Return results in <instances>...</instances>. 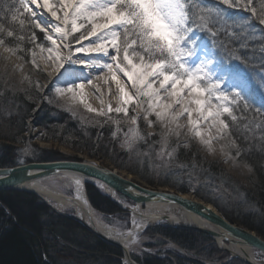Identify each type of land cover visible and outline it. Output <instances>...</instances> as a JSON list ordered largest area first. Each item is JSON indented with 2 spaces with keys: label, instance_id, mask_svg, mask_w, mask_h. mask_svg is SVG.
<instances>
[{
  "label": "snow or ice",
  "instance_id": "obj_1",
  "mask_svg": "<svg viewBox=\"0 0 264 264\" xmlns=\"http://www.w3.org/2000/svg\"><path fill=\"white\" fill-rule=\"evenodd\" d=\"M57 3L59 7L50 4L49 0H19L18 5L9 7L12 12L11 21H18L21 31L26 27L33 30L30 41H35V30L39 29L44 33L46 42H51V47L46 49L49 53L46 59L53 62L58 73L55 82L66 85L56 88L57 94H71L73 100L80 95L83 103L85 80L95 91L100 89L93 85L92 79L82 76L74 65L94 70L106 69L112 72V79L116 81L121 93V104L115 111L127 116L131 111L129 104L133 102V95L125 92L113 72L112 64L103 62L111 56L116 70L131 81L133 94L139 99L144 120L148 125L162 129L158 134L163 138L165 146L171 136L179 138L183 134L181 129L184 125L179 123L183 116H187L188 131L200 138V143L206 147L212 140H220L229 135L230 126L226 120H237L233 114L234 109L241 112L254 111L264 117V91L259 92V107L253 108L256 100L251 84L240 80L239 83L232 82L227 88H222L227 80L235 81L240 78L231 72L223 60L214 62L207 54L200 56L198 52V48L203 47L195 38L198 31H208L215 38L219 35V25H224V31L228 27L225 24L227 13L221 7L208 6L210 0H196L195 3L193 0H106V3H97L96 0H57ZM216 3L229 9L250 11L258 25L264 26V0H259L258 7H253L255 0H216ZM45 9L53 20L44 15ZM101 16L104 17V23H96ZM214 26L217 27L215 31ZM113 27L121 31H113ZM238 27L242 31H251L250 25L246 23H240ZM5 32L8 38L15 37L14 30H6L5 25L0 23V36ZM260 32L264 34V28ZM73 33H78L79 39ZM57 35L67 42L57 44L53 38ZM89 37L93 39L88 40ZM24 39L23 36L18 37L16 46L8 47L5 51L9 54L23 51L19 47V41ZM261 39L264 40V35ZM73 40L76 41L75 45L71 43ZM85 40L88 43L81 46V41ZM10 42L0 38V45ZM36 47L41 52L45 51L39 44ZM61 47L67 49V52H62ZM261 52L264 53V47ZM91 54H95L97 58H92ZM35 56L36 52L33 51V61ZM228 58L241 59L231 52L228 53ZM261 67L264 68V63ZM104 83H108L107 77L104 78ZM153 84H158V87L154 88ZM257 88L264 89V74H260ZM197 92L203 93V98L195 95ZM188 103L196 105L195 111L199 114V119H193V109L188 107ZM209 104L212 107H208ZM88 110L96 111L90 105ZM108 111H112L111 106ZM150 116L155 117V123L149 119ZM137 121L138 114H132L131 125H136ZM201 121L208 124L207 139L199 128ZM251 123H256L255 115ZM257 127L264 132V119ZM213 129L216 130L214 135ZM129 132L130 139L142 138L135 127H130ZM260 139L264 141V136ZM229 147L236 145L233 142ZM168 155L171 157L173 153L169 152ZM236 155H240L238 147Z\"/></svg>",
  "mask_w": 264,
  "mask_h": 264
},
{
  "label": "rangeland",
  "instance_id": "obj_2",
  "mask_svg": "<svg viewBox=\"0 0 264 264\" xmlns=\"http://www.w3.org/2000/svg\"><path fill=\"white\" fill-rule=\"evenodd\" d=\"M0 3L4 4V1L0 0ZM49 3L56 7H59L57 0H49ZM215 4L217 5V3ZM0 7H3L2 9L5 12L9 10V8L4 7L2 5ZM44 15L50 20L54 19L51 17V14L45 10H44ZM8 19L6 17V20ZM11 22H12L11 20H8L7 23L11 24ZM80 23L86 24V22L84 21H80ZM240 23H246V22L245 21L237 22V27L235 28H239L238 25ZM30 30L32 32V29ZM49 30H51V26H49ZM113 31H121V30L119 28L113 27ZM35 33H36L35 41L34 42L31 41L29 43L31 45H28L31 46V51L28 53V57L30 56L28 61L22 60L17 55V53L9 54L7 51H5V49L8 48L9 46L0 45V136L3 137L5 135L8 134L12 135L14 133L13 129H8V127L9 125H12V127H14L13 125L16 126L19 123V117H17V115H19L21 109L19 107L20 105L18 104V102L24 98H27V100L30 102L31 101L36 102L35 101V96H36L39 98L37 106L39 102L40 103L44 102L46 106H49V108H51L52 110H58L60 112H63L66 116H68L70 122H72L71 126L73 131L76 133L79 132L81 134L80 135L81 140L89 138V134L86 133V128H93V125L96 124L95 121L97 120V118H102V120L106 124H110V126H112V129L116 130L118 134V138L120 139L118 143V148L119 150L123 151L126 154V156H128L126 157L127 160L126 162L129 161L132 162V164L136 169L139 168L138 172L147 175L153 181H159L164 179V180H169L170 182L175 183L176 185L179 184V186L188 187L190 191L186 193H189L187 195H192V196H193L192 193L193 190H200V191L203 190L205 194H207L209 197L213 199L218 200L226 208L231 207L232 204L233 205L236 204L241 209H243L244 212L249 210L250 202L248 200H244L237 193L235 195V192L231 189H225L227 186L231 185V182H233L234 185L236 183L238 184V186H242L246 190H250L252 187L251 184L252 169L246 163H243L242 161L239 160V157L236 155V147H231V148L229 147V145L233 144L234 142V140L229 135L220 140H215V139L212 140L211 144L206 147L205 145L200 143V138L196 137L193 133L188 131L189 126L186 121L187 117H185L186 118L185 120L181 118L179 121L180 124L184 125V127L181 129V132L183 134L179 138L175 135L171 136L169 138L167 146H165L163 138L161 137V135L158 134V139L155 140L156 142H154V144L152 145L150 144L148 147L141 149L140 147H143V145L141 146L140 144L141 140L130 139L131 137V133L129 132L130 127H135L139 130V126L141 124L140 122H143L144 124H146L147 126L146 131L149 133H153V132L160 133L162 129L159 126H150L144 120L143 118L144 114L141 109L139 100L133 99V102L129 104V108L131 111L127 116H125L124 113H117L115 111V109L118 107V105L120 106V104L116 105L114 102L112 103L109 102L105 106L93 108L96 111H89L88 106L84 102L82 103L75 101V99L73 100L71 98V94H67V93L57 94L56 88L66 87V85L59 82H55L56 70L52 68L50 63L51 61L46 59V57L49 55L46 49L51 47V42H46L44 33L41 32L39 29H36ZM73 35H76L77 39H79L78 33H73ZM53 38L57 41V44L59 45H62L63 43L67 42V41H62L59 35L54 36ZM195 38L198 40V44L203 46L201 48H198V52L200 53V56H204L205 54H207L208 58L212 59L214 62L223 60L217 57V53L212 48L210 43L207 42L206 38L202 33V30L197 32ZM108 39H111V37H108ZM71 43L74 45L76 41L73 40L71 41ZM37 44L41 45L45 49V51L41 52L40 48L36 47ZM33 51L36 52L34 61L32 57ZM231 53L233 54V52ZM113 54L115 53L113 52ZM107 58H108L107 60L108 63H111L112 66L116 68L115 62L111 61V56ZM225 59L229 60L228 63L224 62V60L223 62L227 65L229 69H231V72L234 73L236 76H238L240 79L235 81L227 80L225 84H222V88H227L228 84L232 82L239 83L240 80L250 83L256 100L255 108L259 107V99H260L259 92L264 91V89H258L257 85L260 82V74H264V68L247 67L244 64H242L239 60L229 59L228 57H225ZM213 70L215 71V63L213 65ZM115 75L116 77H119L121 81L125 84L124 75L122 72H120V74H115ZM200 94L203 97V93ZM212 103L214 104L215 101H213ZM109 106H111L112 109L111 112L108 111ZM145 107H147V105ZM208 107H212V104H209ZM23 111L25 112L23 113ZM23 111L21 112V115L26 113L25 108ZM132 114H138V121L136 125H131L130 117ZM53 116H56V114L54 115L51 112L50 117ZM193 118L194 120L199 119V116L198 115L195 117L193 116ZM149 119L153 120V122L155 123L154 116H150ZM35 122H37V119L35 116L32 115L25 122L26 123L25 131L21 135L16 137L17 140L15 142L9 143L5 141L6 143L10 144L13 147L15 154L17 156L16 157L17 165L30 163V162L47 161L44 160L46 158L45 152L49 150L52 151L56 150L57 152L65 154L66 156L75 155L79 159L81 157L92 158L89 157L85 152L77 151L75 148L71 147L69 143H65L67 141H63L61 143L60 141H54L52 139H49L48 137L49 135L46 134L43 128L34 125ZM76 128L79 129L76 130ZM199 128L200 130L202 128L207 129L206 123L201 121ZM204 131L205 129L202 132ZM215 131H216L215 129L212 130L213 135L215 134ZM174 142H179L181 144L187 145L191 149L193 154H197L199 156L201 166L203 167L205 165L207 166L210 164V162L217 164L218 171L222 173L223 178L220 177L218 179H214L215 178L214 175H209L210 177L207 175L205 176V174H203L201 170L204 171L205 169H207L206 167L205 169H202L199 166L196 168H192L191 165L189 164L175 165L172 158L169 157L168 155V153L171 152L170 144ZM234 144L236 145L235 142ZM76 145L80 146L77 143ZM222 146H223V150H222ZM93 159L100 160L103 164L108 165L110 167L111 166L115 167L120 173H122L123 176H126L129 179L139 181L144 185H149L146 181L139 178L137 174L129 172L127 169L116 167L110 160L106 158L98 156ZM207 173L209 174V172ZM40 180L42 185L50 188V190L53 192L60 193L62 195L73 196V181L67 176L54 175V176L44 177ZM224 181L225 182L227 181L228 183L227 182L225 183ZM81 182L86 197H87V193L85 189L86 183H93L98 185L101 188V189L99 188L101 193H103L106 197H108V195L105 194V190L97 182L94 181L92 182L81 181ZM158 187H164V186H158ZM116 196L124 205L130 207L134 206V203L129 199L119 194H117ZM108 198L110 199V197ZM247 198L249 199V196ZM110 200L114 202L112 199ZM49 207L53 209L50 205ZM55 207L56 206L54 205V209H56ZM139 207L141 211L144 209V206H139ZM54 209L53 211L55 213L78 221L81 224V226H83L86 230H88L92 235L99 238L96 234H94L90 229L84 226L75 217L73 218L69 216L75 214L72 207H66L61 210L56 209V211ZM120 209L121 211L124 212L114 213L112 215L110 214L104 215L103 213H101L96 209L95 211L98 217L104 222L105 225L113 228L117 232L127 233L132 224V216L130 212L125 211L122 208ZM58 211H60V213ZM61 212L63 214H61ZM157 226H168L171 228H179V227H172L169 225H165L163 222H157V223H153L152 225H148L144 227L142 230H139L135 234L134 242L129 246V250H128V255L134 264H140L139 262L140 258H144V257L153 258V259L156 258L162 259L164 261V264H178V262H180L179 259L183 257L188 258L189 260H193V258L200 260L203 262L200 264H227L233 260H235V262L238 261L240 264H246L239 258H234V257L230 258L229 252H227L225 249L219 248L216 241L213 240L212 238L211 239L213 240L214 243L210 244V248L211 246H214V248L216 249L214 255L210 254L209 256H206L208 258L202 260L198 256H196V251H188L186 250V248L177 245L176 243L170 241L169 239H166L155 232L149 231V228H155ZM182 229H187V228H182ZM80 233L81 231H75V232L67 231L66 233H63L62 238L64 240H62L61 242L58 241L50 242L53 244L54 249H50L48 254L49 259L47 260V262L49 264H110L113 261V259H115L114 256H112L111 259L109 258L103 259L101 258V256H97L96 253L90 251L91 249H93V247H91L89 243L90 239L89 240L87 238L84 239V237L80 238L81 237L79 236ZM257 253H258L257 251L253 250L252 255L254 257H257L259 256V253L258 254ZM121 254L122 256L120 258V263L129 264L125 261L122 251ZM175 257H178L179 261ZM44 258L47 259L46 256ZM170 258L172 259L170 260ZM165 260H167V262H165Z\"/></svg>",
  "mask_w": 264,
  "mask_h": 264
},
{
  "label": "trees",
  "instance_id": "obj_3",
  "mask_svg": "<svg viewBox=\"0 0 264 264\" xmlns=\"http://www.w3.org/2000/svg\"><path fill=\"white\" fill-rule=\"evenodd\" d=\"M4 4L0 3V6L9 8L10 6L18 5V0H3ZM18 1V2H17ZM195 3L196 0H193ZM216 1L210 0L208 6L221 7L224 12L227 13L225 18V24L228 25L227 31H224V25H219V35L215 38L210 36L208 31L202 30L207 42L214 48L217 53V57L228 63L229 52H233L235 56L241 57L239 60L247 67H261L264 63V53L261 52V48L264 47V40L261 36L264 35L260 32L264 26H259L250 14V11L243 9H229L223 5L215 4ZM259 6V0H255L253 7ZM0 7V23L5 25L6 30H14L15 37L8 38L6 32L0 38L10 40V43L5 45L9 47H15L17 44V38L23 36L25 39L19 41V47L23 51L16 52L17 55L25 61L29 60L28 53L31 51V27H26L23 31L20 29L19 22L7 23L11 20V11H4ZM6 8V9H7ZM198 11V9H197ZM11 14V15H10ZM10 16V17H9ZM6 17L8 20H6ZM245 21L250 25L249 29L241 30L235 28L232 25H237V22ZM213 30H217L214 26ZM33 31V30H32ZM224 57V58H223ZM38 97L35 96V101H28L27 98L21 99L18 104L20 105L21 112L26 110V113L19 117V123L14 127L9 125L8 129H13L12 135L0 136V167H9L16 165V154L13 147L5 141L12 143L17 140L16 137L21 135L26 128V120L32 115L36 117L37 122L34 125L40 126L48 134L49 139L54 141H67L69 145L75 148L77 151L85 152L89 157L95 158L101 156L110 160L116 167L127 169L129 172L137 174L139 178L146 181L150 186H168L179 192H189L190 189L185 186H179L170 182L169 180L153 181L147 175L138 172L132 162H126V154L119 150L118 143L120 139L116 130L112 129L110 124H106L102 118H97L96 124L93 128H86V133L89 134V138L81 140V134L76 133L72 129V122H70L68 116L58 110H52L49 106H46L44 102H39ZM23 105V106H22ZM255 108V104L253 105ZM25 111H23L24 113ZM51 112L56 116L50 117ZM58 113V114H57ZM233 114L237 117L236 121H232L231 118L226 120L229 124V136L236 143L240 149L239 160L246 163L252 169V187L250 190L244 189L242 186L231 182L230 186L225 189H231L240 195L244 200L250 202L249 210L243 211L238 205H233L226 208L218 200L209 197L204 191L193 190L192 193L195 197L211 203L219 213L229 222L240 224L250 230L255 231L264 239V141H261L260 137L264 136V132L257 127L264 117L259 116L253 111L241 112L233 110ZM255 115L256 123H251ZM139 132L141 135V149L148 147L150 144H154L158 139V133H151L147 135V126L143 122H140ZM14 124V123H12ZM79 128H76V130ZM79 141V142H78ZM79 144L80 146L76 145ZM170 150L173 153L171 156L175 165H191L192 168L201 167L205 169L202 171L205 176L214 175V179L223 178L221 172L218 171V165L210 162L209 165L204 167L200 165V158L197 154H193L191 149L179 142L170 144ZM175 150V151H174ZM94 151V152H93ZM44 160H77V156H66L56 150L46 151ZM198 164V165H197ZM137 165V164H136ZM211 166V168H210ZM178 170V169H177ZM209 172V174L207 172ZM183 175V174H182ZM210 177V176H209ZM225 182V181H224ZM227 182V181H226ZM225 182V183H226ZM155 183V184H154ZM228 183V182H227ZM99 186L93 183H86L85 189L88 197V201L96 210L100 211L104 215L122 213L121 209L114 204L108 197H106L99 190ZM101 189V188H100ZM249 196V199L247 198ZM6 213V214H5ZM67 231H81L80 238H87L93 249L90 251L101 256L103 259H111L114 256L115 259L110 264H121L120 258L122 256L121 251L112 246L111 244L95 237L88 230H86L81 224L71 218L57 214L37 195L23 190H1L0 191V264H49L50 249H54L53 244L50 242L64 240L63 233ZM149 231L155 232L158 235L169 239L170 241L186 248L188 251H196V256L200 259L208 258L210 254L214 255L215 248L210 244H213V240L206 234L196 232L190 229L171 228L168 226H157L155 228H149ZM92 239V240H91ZM70 241V240H69ZM204 243V244H202ZM63 253V252H61ZM47 257L45 259L44 257ZM178 260V257H175ZM172 258H170L171 260ZM174 259V258H173ZM168 260V259H167ZM165 260V262H167ZM169 260V261H170ZM178 264H200L194 260L188 258L179 259ZM178 260V261H179ZM105 261V260H103ZM108 261V260H106ZM140 264H164L162 259L153 258H140ZM66 263V262H65ZM227 264H240L235 260L230 261Z\"/></svg>",
  "mask_w": 264,
  "mask_h": 264
},
{
  "label": "water",
  "instance_id": "obj_4",
  "mask_svg": "<svg viewBox=\"0 0 264 264\" xmlns=\"http://www.w3.org/2000/svg\"><path fill=\"white\" fill-rule=\"evenodd\" d=\"M54 175L67 177L75 176L80 178L83 182H97L105 190V194H107L118 207L130 212L131 216L136 211H138L139 214H142L139 206L145 207L148 204H164L172 206L182 214L185 218V223L174 224L169 222L167 215H162L161 217H155L152 215V218L155 217L154 220H161L165 225L193 229L207 234L210 238L216 241L219 248L225 249L229 252L230 258H239L246 264H264V239L255 231L240 224H233L227 221L213 205L195 197L194 195H187L189 193L179 192L166 186L158 187L144 185L139 181L123 176L115 167L105 165L97 159L81 157L77 160H51L0 167V191L23 190L31 192L48 203L53 209L54 206L52 205V202H57L56 199L64 200V202L76 203L74 194L73 196H67L50 190L46 192V194L51 197L46 200L44 195L39 191L26 186L27 183L33 180ZM117 194L132 201L134 206L130 207L124 205L117 198ZM72 208L75 213V208ZM54 210L56 211V209ZM58 212L60 213V211ZM61 214L63 213L61 212ZM69 216L73 218L75 217L86 226L76 217V213ZM198 221H201L202 224H194L198 223ZM152 224L153 223H149L144 227ZM87 228L90 229L89 227ZM91 231L100 239L118 247L123 252L125 261L129 264H134L128 255V251L120 242L107 238L95 230ZM244 247L251 252H253V250L257 251L259 256H241L233 251L235 248L241 249ZM193 260L203 263L194 258Z\"/></svg>",
  "mask_w": 264,
  "mask_h": 264
},
{
  "label": "bare ground",
  "instance_id": "obj_5",
  "mask_svg": "<svg viewBox=\"0 0 264 264\" xmlns=\"http://www.w3.org/2000/svg\"><path fill=\"white\" fill-rule=\"evenodd\" d=\"M97 3H106V0H96ZM95 9H89V11H94ZM45 11H47L45 9ZM86 22V21H84ZM87 23V22H86ZM96 23H104V17H99L96 20ZM93 38L89 37L88 40H92ZM88 40L81 41V46L84 44L88 43ZM95 42V41H93ZM76 44V43H75ZM74 44V45H75ZM62 52H67V49H64L61 47ZM74 51V49H73ZM76 55H83V54H76ZM92 58H97L95 54H91ZM108 58H106L105 61L108 63ZM51 66L53 69L56 70L55 66L53 65V62L51 61ZM79 71L82 76L87 77L88 79L93 80V85H96L99 87V91H95V89L92 86H88L86 83V80L84 81L85 83V88L83 89V102L87 106H91V108H96L100 106H105L109 102L112 103L114 102L116 105L121 104L120 96L121 93L119 89L117 88V83L112 79V72H109L106 69H100V70H94L92 68L88 67H83L82 65H74ZM106 71V72H105ZM113 72L115 74H120L119 71L116 70V68L113 67ZM55 75L57 76L58 73L57 71L55 72ZM107 77L108 83H104V78ZM112 79V80H111ZM117 80L120 82L121 86L124 88L125 92L129 95H133V99H137L134 94H133V89L131 85V81L124 76V81L125 84L121 81L119 77H117ZM79 83V81H77ZM128 86V89H127ZM153 87H158V84H153ZM179 87V85H178ZM199 98H203L200 93H195ZM185 96H187V93H185ZM125 99H127V96H125ZM143 99V98H140ZM139 100V99H137ZM75 101L81 102V96L77 95L75 98ZM103 102V103H102ZM119 106V105H118ZM146 106V104L144 105ZM188 107L193 109V116H199V114L195 111L196 105L193 103H188ZM177 111L179 110L178 108L176 109ZM206 110V109H205ZM187 116H183V120H185ZM194 119V118H193ZM187 121V120H186ZM218 123V122H217ZM206 126L208 128V124L206 123ZM207 131L206 128H202L201 131ZM204 133V138H208V133ZM26 164V163H24ZM17 165V164H16ZM73 181V194L76 199V203L74 202H64V200L56 199L57 202H53V206L55 205L56 209H64L66 207H74L75 208V213L76 217L80 219L87 227H89L91 230H95L96 232L102 234L103 236L107 238H111L113 240H116L117 242H120L124 248L128 251L129 246L134 242L135 239V234L145 225L149 223H157V222H162L161 220H154L156 216L161 217L162 215H167L168 216V221L172 222L174 224H183L185 223V218L182 216L181 213L176 208H173L172 206H167L164 204H148L144 207V209L141 211L142 214H139L138 211L134 212L132 214V224H131V229L128 233H120L115 231L113 228L108 227L107 225L104 224V222L98 217L95 209L92 207L90 202L88 201L82 182L80 178L72 176L69 177ZM27 187L34 188L35 190L39 191L46 200H48L49 196L46 194V192L50 191V188L44 186L41 184V180H33L26 185ZM152 215L155 216L152 218ZM135 221V223L133 222ZM187 222V221H186ZM209 223V222H208ZM232 223V222H231ZM194 224H202L201 221H198V223ZM236 224V223H233ZM209 225V224H208ZM234 253H237L238 255L241 256H247V257H253L251 255V251L247 249L246 247L244 248H235ZM258 254V253H257Z\"/></svg>",
  "mask_w": 264,
  "mask_h": 264
}]
</instances>
